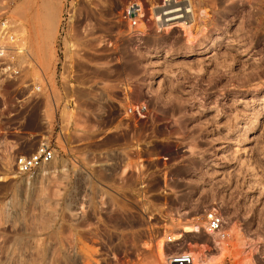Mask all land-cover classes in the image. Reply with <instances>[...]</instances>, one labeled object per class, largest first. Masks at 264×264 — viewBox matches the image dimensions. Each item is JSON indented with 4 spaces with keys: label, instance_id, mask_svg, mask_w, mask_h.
Listing matches in <instances>:
<instances>
[{
    "label": "rangeland",
    "instance_id": "obj_1",
    "mask_svg": "<svg viewBox=\"0 0 264 264\" xmlns=\"http://www.w3.org/2000/svg\"><path fill=\"white\" fill-rule=\"evenodd\" d=\"M125 1L0 0V15L12 19L22 36L29 74L38 73L37 64L59 104L64 93L53 84V71L62 8L115 13ZM193 4V35L172 28L142 41L123 36L115 48L67 53L75 57V77L63 91L71 89L80 103L76 109L60 107L67 121L59 157L27 173L9 166L0 180V264H161L162 237L156 238L175 215L162 208L166 195H144L147 203L131 199L119 189L115 167L105 164L108 145L96 140L131 135L177 136L195 144L191 157L172 159L198 178L186 185L189 198L214 202L227 232L216 240L185 225L184 231H192L186 237L195 264L245 262L229 250V220L252 225L264 217V0ZM116 95L122 96L118 106L110 100ZM139 100L149 114L132 127L124 106ZM108 104L115 109L111 119L100 113ZM53 115L48 96L26 94L12 81L0 86L1 136L9 156L33 150L39 134L51 129ZM200 208L191 207L189 214L196 216ZM152 209L158 215L149 218Z\"/></svg>",
    "mask_w": 264,
    "mask_h": 264
},
{
    "label": "built area",
    "instance_id": "obj_2",
    "mask_svg": "<svg viewBox=\"0 0 264 264\" xmlns=\"http://www.w3.org/2000/svg\"><path fill=\"white\" fill-rule=\"evenodd\" d=\"M194 13L193 0H126L115 13L101 9L94 14L79 7L66 5L62 8L56 24L54 40L56 59L53 84L64 93L58 101L59 104L55 103L51 86L37 64L38 73L29 74L30 56L22 36L16 31L12 19L6 14L0 15V86L4 85V81H12L16 87L26 90V94L34 97L48 96L54 111L51 129L40 133L35 148L26 153L8 155L5 137L1 136L4 129L0 126V171L8 170L9 166H12L16 173H27L47 166L60 156L58 141L65 140L63 129L66 120L64 115L59 113L60 107L76 109L80 103L79 97L71 89L63 91L74 85L75 74L71 64L75 57H67L70 50L79 49L80 52V49L91 47L115 48L123 36L142 41L153 32H164L172 28L181 30L184 35L187 26L191 28L196 22ZM79 54L84 57L82 53ZM121 98L120 95L110 96L112 105L118 106ZM104 99L108 102L107 97L104 96ZM114 110L113 106L108 104L101 107L100 113L107 114L111 119ZM124 113L134 127L138 120L148 116L149 110L143 100L130 101L124 106ZM68 122L69 125L70 120ZM106 145L107 150L103 153L105 164L114 166L115 171L120 174L117 179V182L121 183L119 189L131 193V199L134 201L145 203L149 201V198L145 197L150 194H165L162 208H167L172 215L175 214L168 222H163L165 226L162 227L161 236L156 238L162 237L161 264H195L194 251L189 248L191 242L186 237L187 233L192 231L179 230L185 220L194 228L193 231L200 230L216 240L226 237L223 216L218 206L212 201H200L198 195L189 198L186 185L192 179L198 178L180 170L181 167L185 169L184 166L179 167L184 164L172 159L173 154L182 158L194 155L196 146L190 139L177 136L131 135L115 138ZM73 153L66 151L67 157L73 156ZM176 166L178 167L174 170ZM191 207H201L196 216L189 214L193 211ZM153 209L149 218H152L153 214L158 215L157 210ZM175 209L180 211L176 213ZM148 211H145L147 217ZM187 214L189 215L183 218L184 220L177 218ZM194 217L197 218L193 220ZM156 241H153L155 250ZM229 250L242 255L245 260L243 264L264 261V217L254 220L252 225H242L235 218H231Z\"/></svg>",
    "mask_w": 264,
    "mask_h": 264
},
{
    "label": "bare ground",
    "instance_id": "obj_3",
    "mask_svg": "<svg viewBox=\"0 0 264 264\" xmlns=\"http://www.w3.org/2000/svg\"><path fill=\"white\" fill-rule=\"evenodd\" d=\"M195 17H194V20L196 21V17H197V14H196V10H195ZM190 27L189 26H187V28L185 29V33H184V35H193L192 34V32H190L189 29ZM187 37V36H186ZM28 54H29V52H28ZM102 72V71H101ZM76 73V72H75ZM43 168V167H42ZM5 171H7V170H4V171H0V180L1 179H4V177H5V175H6V172ZM4 172V173H3ZM5 174V175H4ZM185 225H191V224H182V226L179 228V230H182V231H184V229H185ZM226 230V229H225ZM194 258V257H193Z\"/></svg>",
    "mask_w": 264,
    "mask_h": 264
},
{
    "label": "crops",
    "instance_id": "obj_4",
    "mask_svg": "<svg viewBox=\"0 0 264 264\" xmlns=\"http://www.w3.org/2000/svg\"><path fill=\"white\" fill-rule=\"evenodd\" d=\"M54 15L56 16V13H54ZM96 140H98L102 144H108L110 142V139L108 137H99Z\"/></svg>",
    "mask_w": 264,
    "mask_h": 264
}]
</instances>
